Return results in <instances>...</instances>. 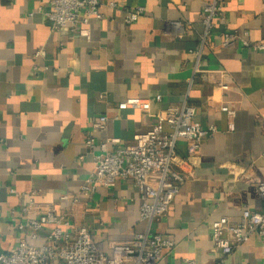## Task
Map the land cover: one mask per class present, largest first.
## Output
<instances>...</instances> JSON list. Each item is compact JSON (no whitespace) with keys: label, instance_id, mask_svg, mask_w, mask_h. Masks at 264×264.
I'll return each instance as SVG.
<instances>
[{"label":"crops","instance_id":"obj_1","mask_svg":"<svg viewBox=\"0 0 264 264\" xmlns=\"http://www.w3.org/2000/svg\"><path fill=\"white\" fill-rule=\"evenodd\" d=\"M41 2L47 7L45 0H0V253L17 246L18 224L37 215L24 209L29 196L15 191H36L38 211L52 209L75 225H89L107 253L144 231L140 193L131 179L83 189L99 151L88 148L86 138L119 136L131 144L161 107L188 99L202 125L218 130L203 140L193 158L195 174L154 229L176 241L162 264L185 257L216 264L222 252L213 244V222L238 219L245 207L264 210L257 190L264 180V49L221 43L222 31L235 29L264 41V0H227L226 19L216 20L199 62L194 50L206 0H102L104 16L92 19L90 38L56 29L39 11ZM135 5L146 10L127 23L126 9ZM171 19L183 20V38L164 32ZM144 96L152 97L149 112L119 108L129 97ZM225 103L234 117L222 110ZM102 114L108 120L98 128L94 122ZM178 150L187 152L184 138ZM67 194L78 200L71 203ZM48 235L47 227L29 240L41 244ZM226 264H264L262 235L237 245Z\"/></svg>","mask_w":264,"mask_h":264},{"label":"built area","instance_id":"obj_2","mask_svg":"<svg viewBox=\"0 0 264 264\" xmlns=\"http://www.w3.org/2000/svg\"><path fill=\"white\" fill-rule=\"evenodd\" d=\"M45 1L47 7L41 2L39 11L44 13L56 29L69 27L87 38L91 37L92 19L104 16L100 7L102 0ZM226 1L206 0L204 4V29L199 37V46L194 50L198 62L211 43L216 20L226 19ZM111 5L115 6L116 3L112 2ZM145 10L143 5L127 8L126 22L137 21ZM164 32L183 38V20H168ZM247 34L248 32L240 29L222 31L221 43L225 46L240 43L258 50L264 49V41H252L247 38ZM40 53L41 51L38 52ZM220 86L223 89L229 88L226 82H220ZM156 97L161 100L162 95ZM151 103V96L129 97L119 103V108L149 112ZM222 110L234 117L235 112L227 103L222 105ZM156 116V121L148 130L135 133L131 144L123 145L119 136H110L99 142L91 134L86 138V146H97L99 151L95 155V169L89 177L90 184L84 185L83 189L94 190L98 185L113 188L120 180L131 179L140 193V218L146 222L144 231L136 233L129 241L114 243L111 253H107L95 242L89 225H75L71 219L52 209L40 212L39 205L34 201L36 191L24 193L14 190L18 195L29 196V203L24 209L28 212L35 211L37 215L18 224L22 231L20 240L14 249L0 253V264H162L163 258L175 249L176 241L155 230L154 223L168 212L186 178L195 174L193 158L198 155L203 140L218 128L216 125L204 127L197 119V105L188 99L178 106L161 107ZM107 120L108 116L102 114L94 125L104 128ZM180 138L186 140L185 154L178 150ZM257 190L264 200V180L259 182ZM64 198L70 199L71 203L78 200L75 195L67 194ZM47 227L49 235L46 242H30L29 237L37 238ZM255 233L264 238V210L245 207L238 219L222 217L215 220L212 225V240L214 247L222 252L216 264H226V257L234 248L248 241ZM180 264L199 263L194 258L185 257Z\"/></svg>","mask_w":264,"mask_h":264}]
</instances>
